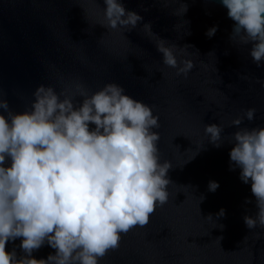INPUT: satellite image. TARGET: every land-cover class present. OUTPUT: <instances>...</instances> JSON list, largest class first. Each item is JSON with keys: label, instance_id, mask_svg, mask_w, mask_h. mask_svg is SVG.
I'll return each instance as SVG.
<instances>
[{"label": "water", "instance_id": "water-1", "mask_svg": "<svg viewBox=\"0 0 264 264\" xmlns=\"http://www.w3.org/2000/svg\"><path fill=\"white\" fill-rule=\"evenodd\" d=\"M122 2L144 18L133 30L101 26L104 0H0V96L19 113L40 84L61 91L79 83L91 93L116 82L159 116L161 159L173 166L169 199L100 264H264V228L244 224L257 213L255 198L239 169L230 171L228 143L238 130L232 121L247 108L257 110L256 119L241 127L264 126V67L252 62L250 45L230 41L233 21L220 0ZM160 38L177 46L178 60L193 62L186 78L163 65ZM213 123L225 128L220 148L204 135ZM210 181L219 183L215 192ZM50 253L45 245L34 256Z\"/></svg>", "mask_w": 264, "mask_h": 264}, {"label": "clouds", "instance_id": "clouds-1", "mask_svg": "<svg viewBox=\"0 0 264 264\" xmlns=\"http://www.w3.org/2000/svg\"><path fill=\"white\" fill-rule=\"evenodd\" d=\"M220 4L233 21L230 41L250 45L252 62L264 67V0ZM104 5L106 29L133 30L143 22L122 0ZM187 10L184 4L183 15ZM143 27L155 34L150 23ZM218 27L205 35L213 38ZM167 42L160 38L156 44L163 65L186 78L193 62L178 60L177 46ZM32 96L19 113L0 96V264H100L119 248L123 234L145 226L169 199L173 166L161 159L159 116L116 82L91 93L79 83L61 91L40 84ZM256 111L247 108L232 121L238 130L228 141L230 171L239 169L255 198V217H243L250 231L264 228V126L241 125L253 122ZM224 130L220 123L204 125L216 148L225 142ZM218 188V182H209L210 192ZM9 243L15 245L11 250ZM45 245L54 254L35 258Z\"/></svg>", "mask_w": 264, "mask_h": 264}]
</instances>
